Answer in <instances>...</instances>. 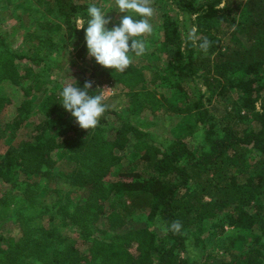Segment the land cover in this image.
Segmentation results:
<instances>
[{
  "label": "trees",
  "instance_id": "obj_1",
  "mask_svg": "<svg viewBox=\"0 0 264 264\" xmlns=\"http://www.w3.org/2000/svg\"><path fill=\"white\" fill-rule=\"evenodd\" d=\"M167 1L176 16L161 23L152 53L158 66L133 62L119 73L92 58L93 67L99 84L122 88L132 114L193 115L187 131H202L199 152L178 136L160 153L149 144L153 134L109 109L95 130L81 129L60 104L62 89L46 94L36 112L33 94L44 69L20 70L17 62L62 72L71 49L88 59L85 30L75 28L78 18L85 25L89 18L84 0H54L60 23L50 29L65 26L58 55L42 42L45 54L19 53L0 32V115L13 104L8 91L20 94L13 120L0 123V180L8 186L0 194V222L7 218L21 230L8 241L0 235V264H264V0ZM190 31L200 38L196 47L185 39ZM205 37L212 42L207 55L198 48ZM73 76L81 88L92 81L93 94L100 89ZM214 98L231 103L223 107ZM23 128L26 135L14 146ZM131 141L143 155L124 166L120 153ZM60 158L70 166L63 173ZM57 176L88 197L61 195L43 206L44 181ZM105 215L112 238L100 240L97 223ZM173 220L182 222V235L164 230ZM129 225L136 227L123 231ZM152 226L161 232V247ZM228 228L223 255L190 256L191 244L204 248Z\"/></svg>",
  "mask_w": 264,
  "mask_h": 264
},
{
  "label": "rangeland",
  "instance_id": "obj_2",
  "mask_svg": "<svg viewBox=\"0 0 264 264\" xmlns=\"http://www.w3.org/2000/svg\"><path fill=\"white\" fill-rule=\"evenodd\" d=\"M89 5L95 3L98 6H101L107 14V18L111 19L112 23L108 27H114L119 24V20L123 14L118 13V8L115 5V0H84ZM171 2L167 0H154L153 7L155 8V15L151 20V23L154 25V34L151 36H146L144 39L148 44V51L145 55L141 57H134L133 62L138 67H143L147 65L158 66V57L157 55L152 56L153 51L157 49V45L160 42V26L163 20L166 19V15L170 14L173 11L171 7ZM54 12V13H52ZM175 18L176 12L171 13ZM170 18V17H167ZM173 20L172 18H170ZM60 22L56 19V7L54 0H14L10 4L6 0H0V32L4 33L10 40L11 47L13 50L18 51L19 53H31L36 54H45L41 49H38L41 42L44 45V49L48 51L47 53L52 52L53 55H58L60 50L57 48V45L60 43L61 36L65 35V26L61 31H54L50 29V26H56ZM51 40V41H50ZM78 51L70 50L64 56L65 62L62 63L64 70L59 72L57 69L50 68L48 64L35 65L32 62H17V66L22 70V68L31 67L36 70L44 69L40 81L42 82L41 90L36 91L33 94V104L36 112L39 111L42 101L46 94L56 92L61 90L66 81L71 80L72 83L75 82L73 74L79 73V76H85L92 79L96 84H98L100 89H110L107 94L104 103L109 106V110L114 111L122 116L127 117L135 125L139 126L144 131H147L154 135L155 142L149 141V144H153L160 153L164 150V145H166L171 138L174 137H183L188 141L191 146L196 150L200 151L202 146L201 143V134L202 131L198 127H195L191 133L187 131V124L195 125V117L193 115H174L168 112L167 110L156 109L154 113L147 111L139 115L132 114L129 107V100L125 96L122 88L115 84L111 83H102L97 82V76L94 70V61L92 58L88 57L85 61L78 58ZM85 71L84 75L80 72ZM79 71V72H78ZM150 74V72H147ZM74 78L71 79L70 77ZM199 86L202 87L205 91V86L203 82L198 81ZM8 94L13 98V104L7 106L2 114L0 115L1 125H5L13 120L16 113V108L19 103L20 94L18 90L10 89ZM213 103H218L221 106L225 107L231 103V100L225 99H216L214 98ZM218 105L220 108L221 106ZM260 108V106L258 107ZM111 122L112 118L109 116ZM31 128L27 129L28 130ZM25 131L23 128L21 131H18L17 138L14 139V146H17L19 142L24 138L26 134H22ZM114 132V131H113ZM112 136L113 133L109 132ZM141 150V147H139ZM138 148H135V142L131 141L128 148H126L120 155H123L122 164L124 166H130L136 162L143 154L137 153ZM58 170L59 172H65L70 168L69 165L64 164L63 160L58 159ZM46 184L47 190H45L46 195L42 196V205L50 207V204L53 200H57L61 195H69L74 201H84L88 195L89 191L85 189H73L67 182L66 178L63 176H57L53 180L44 181ZM8 186L5 185L0 180V194L5 191ZM109 203L107 204V209L109 208ZM145 221V220H144ZM98 227L96 229V237L100 240H108L112 238V235L108 232L109 227L107 223L106 215L99 220L97 223ZM123 231L127 232L136 226L129 225ZM140 226V225H139ZM138 227V225H137ZM154 232H156L158 247L163 246L161 241V232L157 226H152ZM73 232L74 229L70 228ZM231 229L228 228V232L224 237L220 238H211L205 241V247L190 246V256L195 259L197 257H203L206 253L223 255L224 246L226 245V236L230 234ZM20 226L15 225L11 220L5 218L0 222V235H3L8 241L11 238L20 237ZM71 239L75 235L70 234ZM7 241L1 244L2 248H6L8 243ZM135 252V249H132ZM235 254L239 253L238 250L234 251ZM185 255V254H184ZM228 258V257H227Z\"/></svg>",
  "mask_w": 264,
  "mask_h": 264
},
{
  "label": "clouds",
  "instance_id": "obj_3",
  "mask_svg": "<svg viewBox=\"0 0 264 264\" xmlns=\"http://www.w3.org/2000/svg\"><path fill=\"white\" fill-rule=\"evenodd\" d=\"M154 0H115L118 13L123 14L117 26L109 29L112 23L106 12L95 3L87 7L88 19L86 25L78 18L75 28L85 30V41L88 56L107 69L124 73L133 64V57L146 54L148 44L144 37L154 34L151 23L155 15ZM186 41L197 46L200 39L195 31H190ZM212 42L206 37L198 44L199 50L207 55ZM70 77V76H69ZM71 79H74L70 77ZM75 80V79H74ZM76 81V80H75ZM92 81H86L81 88L71 80L66 81L61 92V106L71 114L81 129L95 130L109 106L104 103L110 89H99L93 94ZM182 222L173 220L164 230L175 235H182Z\"/></svg>",
  "mask_w": 264,
  "mask_h": 264
}]
</instances>
